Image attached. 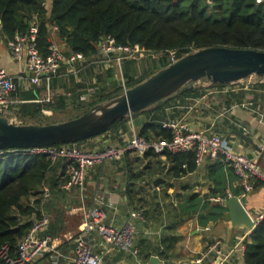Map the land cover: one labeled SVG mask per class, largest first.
I'll return each mask as SVG.
<instances>
[{
  "label": "trees",
  "instance_id": "16d2710c",
  "mask_svg": "<svg viewBox=\"0 0 264 264\" xmlns=\"http://www.w3.org/2000/svg\"><path fill=\"white\" fill-rule=\"evenodd\" d=\"M34 23L38 25L37 45L43 54L47 53L49 46V29L55 26L64 50L81 54L87 60L96 57L97 46L103 38L111 39L117 47H138L149 56L161 55L157 57L156 62H150L152 65L141 78L136 77L134 61L124 62L122 75L126 88L134 86L157 70L166 67L169 52H174L178 58L207 47L264 52V0H50L48 6L45 0H0V33L6 43L16 34H25ZM92 67V63L89 62L86 69L78 75L80 77L82 73L90 75ZM104 70H106V79H112L113 68ZM56 79L53 80V85ZM80 79L81 83L83 78ZM111 82L114 83L113 80ZM104 84L105 79L98 77L96 85L98 91L85 102H81L79 97L87 85L77 84L72 88L73 92L79 90V93L73 96L74 101L79 105H73L82 109V112L73 118L82 115L95 104L114 98L122 92V88H115L106 93ZM250 85L254 88L264 87V84ZM210 86L223 88L234 85ZM202 92L201 88H188L168 102L158 104L153 110L144 114L148 118V124L138 132V135L148 142L158 139L170 140L169 130L162 128V123L172 119L166 114L165 108L185 98H199ZM40 93V89L23 90L16 87L12 97L22 103L14 104L9 108L16 107L15 115L21 120L40 121L39 114L47 106L31 102L38 100ZM63 100L65 98H61V101ZM63 108L61 103L58 109ZM24 121L23 124L29 123ZM124 124V121L114 123L112 129L101 136L106 139L118 137V128H122ZM91 139L54 147H76ZM128 153L130 152H125L120 161L126 162ZM140 158L142 161L155 162L151 168L152 174H155L158 168L160 173L165 172L164 177L169 176L171 179H179L192 173L197 166L194 152L175 154L166 152L163 155H156L148 151ZM162 158L164 162H161ZM64 180L63 159L53 160L44 154L19 153L13 156H0V249L6 246L9 254L14 256L18 242L28 232L32 221L41 217L42 211L50 216L49 228L45 235L54 238L59 234L63 229L64 207L59 204V199H65L66 191L60 188ZM45 188L49 190L50 198L42 203L41 195ZM194 200L189 199L172 209L166 206L167 213L173 211L175 222L186 215L203 213L205 206L195 203ZM147 206H149L147 211L151 214L153 212L162 214L160 205ZM219 210L218 215L207 217L204 224L211 218L213 220L221 218L222 212L221 209ZM142 216L146 219L144 211ZM164 243L165 240L161 241L160 246ZM244 245L243 264H264V220L255 225L250 234V242ZM144 253L139 249L138 257L149 259L150 254ZM157 253L159 260H166L164 251Z\"/></svg>",
  "mask_w": 264,
  "mask_h": 264
},
{
  "label": "crops",
  "instance_id": "0c3cea01",
  "mask_svg": "<svg viewBox=\"0 0 264 264\" xmlns=\"http://www.w3.org/2000/svg\"><path fill=\"white\" fill-rule=\"evenodd\" d=\"M45 1L48 6L50 0ZM0 67L16 75L15 65L1 33ZM62 68L68 73L66 68ZM201 89L203 92L199 98H185L165 108L168 117L183 119L191 131L220 136L227 151L253 159L264 176V87L254 88L246 84L241 88H218L204 85ZM147 124L148 118L141 115L118 128V137L106 139L100 136L79 146L94 145L92 149L97 151L98 147L103 149L110 144H122L132 132L138 134ZM126 156V162L109 161L89 168L83 196L65 193V199H59V204L64 207L63 229L52 238L53 245L63 256L59 264H71L75 236L95 193L101 201L112 206L113 209H103L107 213L108 223L115 228L129 221L131 212H145L146 219L130 220L134 226L133 246L138 251L143 250L144 254H150L147 260L138 257L141 264H151L152 257H156L159 264H196L195 259L213 240H219L223 251L231 253L227 264H243L240 244L250 242L252 229L242 226L234 228L230 221L224 219L228 212L225 201L231 197L242 198V192L236 177L222 159H206L196 166L194 172L171 179L164 177L165 172L160 173L158 168L155 174L151 173L154 161H142L132 153ZM160 160L164 162L163 158ZM57 174H60L59 170ZM135 175L137 177L134 178ZM189 199L204 205V212L199 213L200 216L186 215L175 222L173 211L167 213L166 206L172 209ZM147 205H160L162 214H151L147 211ZM243 208L252 220L264 208V182L255 183L253 191L245 197ZM219 209L222 217L216 220L211 218L204 224L207 217L218 215ZM94 239L98 238L95 236ZM164 240V245L160 246ZM94 251L103 254L102 264H138L132 256L105 248L101 240L94 245ZM161 251L165 252L164 261L157 256V252ZM45 264H49L48 261Z\"/></svg>",
  "mask_w": 264,
  "mask_h": 264
},
{
  "label": "built area",
  "instance_id": "2783aa9c",
  "mask_svg": "<svg viewBox=\"0 0 264 264\" xmlns=\"http://www.w3.org/2000/svg\"><path fill=\"white\" fill-rule=\"evenodd\" d=\"M38 33V25L34 23L25 34H16L6 43L7 50L16 68V75L13 76L0 67V115H3L9 106L22 103V101L15 100L12 97L17 84L26 87L25 90L41 86L45 93L44 96L31 102H49L54 96L53 80L58 78L63 66L66 67L68 73L76 76L86 69L89 62L92 65H97L96 62H100L104 69H109L112 68L113 63L119 65L124 54L139 50L138 47H117L111 39L106 38L98 44L96 57L87 60L81 54L61 49L57 28L52 26L49 29L47 53L43 54L37 45ZM177 59L178 57L174 52L167 54L168 64L175 62ZM121 88L122 91L126 89L123 79H121ZM97 91V86L87 87L79 100L85 102ZM162 128L169 130L170 140L158 139L154 142H148L137 133L132 132L123 145H112L98 151L84 152L76 147L61 146L59 148L19 150L18 152L11 150L6 153L0 151V156H13L19 153L44 154L50 156L53 160L63 159L65 180L60 188L66 192H74L79 196L84 194L85 176L89 168L101 166L107 161H120L125 152L134 153L140 157L148 151H152L156 155H163L166 152L174 154L194 152L197 165H200L206 159H222L236 177L242 192V198L253 191L255 183L264 182V176L256 162L243 155L227 151L220 136L191 131L183 119L166 120L162 123ZM49 198V190L45 188L42 191L41 202L45 203ZM104 207L112 208L110 203L106 204L101 201L96 193L92 195L84 221L81 223L74 239L71 264H102L103 254L94 251L95 236L101 239V244L105 248L121 251L132 256L138 261V264H141L138 260V250L133 246L134 226L130 220H143L142 212H131L129 214L130 220L126 221L121 227L115 228L108 223ZM262 220H264V208L252 220L254 227ZM49 224L50 216L42 211L41 217L32 221L28 232L18 242L14 256L9 254L8 247L4 246L0 249V264H45L47 261L49 264H59L63 256L53 245L52 238L45 235ZM244 249L245 245L240 244L242 253H244ZM230 256L231 253L223 251L219 240H213L198 255L195 263L217 264V260H219L218 264H227Z\"/></svg>",
  "mask_w": 264,
  "mask_h": 264
},
{
  "label": "water",
  "instance_id": "95a60500",
  "mask_svg": "<svg viewBox=\"0 0 264 264\" xmlns=\"http://www.w3.org/2000/svg\"><path fill=\"white\" fill-rule=\"evenodd\" d=\"M243 82L264 84V52L226 47L197 49L76 118L43 125L12 122L0 115V151L75 144L107 133L116 122L144 115L188 88ZM244 202L245 198H228L224 203L228 208L224 219L234 228L253 230L254 223L243 208ZM150 263L159 264L156 257Z\"/></svg>",
  "mask_w": 264,
  "mask_h": 264
},
{
  "label": "rangeland",
  "instance_id": "374dc122",
  "mask_svg": "<svg viewBox=\"0 0 264 264\" xmlns=\"http://www.w3.org/2000/svg\"><path fill=\"white\" fill-rule=\"evenodd\" d=\"M61 49L64 50L63 44L62 42L59 43ZM161 56V55H159ZM156 55H152L149 56L147 55L145 52H142L139 50H136L132 53H127L124 54L122 56L123 60L121 61V63L118 65L116 63H113L111 65V67L113 68V77L112 79H106V70H104L102 64L100 62H96L98 63L97 65H93V69H90L92 72L91 74H87V73H82V77H80L78 74L76 75L77 77L75 78L74 74H70L65 72V70L63 68H61V71L59 73V77L55 80L54 85H53V92H54V96L52 97L51 101L49 102H43L41 103V105L43 106H47V108L43 109L41 114H39V120H28V121H24L21 120L19 118V116L15 115L14 110L16 109V107H12L11 109L9 108L2 116H6L10 121L12 122H20L22 123L24 122H29L27 124H52V123H56V122H62V121H66L69 120L77 115H79L82 112L81 108H78L76 105L77 103L74 101V94H78L79 90H75V92L71 91L73 90L72 88H74L77 84L79 85H87V87L90 86H96L97 85V78L100 77L102 79H105V84L104 86H106V93L111 92L113 89L117 88V89H121V79L123 78L122 75V66L123 63L131 60L135 62V66H134V70H135V74L137 78H141L144 74L145 71H147V68L150 67L152 65V63L150 62H156L157 57ZM64 67V66H63ZM107 69V68H105ZM83 78V80L81 81V83L79 82L81 79ZM111 80L114 81V83L111 82ZM250 85V83H239V84H235L234 86H230L232 87H238L241 88L244 85ZM110 85V86H109ZM114 85V87L112 86ZM17 87H20L21 89L25 90L26 87H23L22 85H18ZM191 87V86H190ZM41 86H38L36 88H31V89H40L41 93H40V97L44 96V90L41 89ZM30 89V90H31ZM66 89H68L69 91H66ZM69 94V95H67ZM61 98H65V100L61 101ZM63 104L64 108L63 109H58V106L60 104ZM73 106H70V105ZM79 105V104H77ZM13 106V105H11ZM23 124V123H22ZM137 132H135L136 134ZM112 145H117V144H110ZM121 145V144H118ZM92 147L94 148V145L89 146L88 144L85 146H76V148L80 149L81 151H93ZM102 149V147H98V150ZM134 154V153H132ZM134 156H137L136 154H134ZM109 161H107L106 163H108ZM113 162V161H111ZM95 167V166H94ZM66 193H72L71 195H78V194H74V192H66ZM78 197V196H77ZM99 238V237H98ZM99 239H94V244H98Z\"/></svg>",
  "mask_w": 264,
  "mask_h": 264
}]
</instances>
